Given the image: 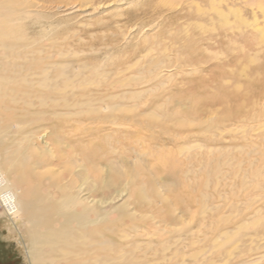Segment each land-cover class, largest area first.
I'll use <instances>...</instances> for the list:
<instances>
[{"label": "rangeland", "instance_id": "obj_1", "mask_svg": "<svg viewBox=\"0 0 264 264\" xmlns=\"http://www.w3.org/2000/svg\"><path fill=\"white\" fill-rule=\"evenodd\" d=\"M2 45L10 48L0 49V76L16 78L17 83L0 81V85L3 91L11 89L17 94H0V135L10 129V143L26 147L35 166L32 184L42 195L51 192L57 198L61 193L50 186L48 178L43 176L42 181L41 174L61 179L68 190L74 182L79 185L86 179L91 180L89 189H98L105 180L118 179L117 171L108 166L113 162L121 165L120 160L126 159L131 168L126 165L124 169L140 175L128 198L123 195L126 206L96 223L101 233L93 235L96 241L111 242L110 250L100 247L101 264H248L252 260L264 264V225L250 223L248 231L239 230L245 237L239 245L226 248L215 243L226 231H237L240 223L264 216V212L254 213L260 208L264 211V190L243 187L246 171L249 180L264 184L256 179L259 169L264 174V127L260 125V116L264 119V0H0ZM6 56L10 64L5 63ZM160 62L172 65L166 77L156 69ZM55 64L71 65L69 75L83 66L98 68L99 74L110 73L101 88L75 90L77 98L70 90L48 92L72 103L83 102L82 95L89 93L100 100L156 90L137 102L138 110L131 112L128 108L134 102L125 101L124 112L113 116L83 113V107L59 108L51 102L44 108L37 100L43 90L23 85L20 78L42 80V69ZM140 71L144 81L122 86L121 82ZM97 72L91 69L85 75L96 79ZM58 74L55 70L49 77L56 79ZM158 104L163 108L156 113L164 117L159 122L137 117L154 111ZM57 112L65 114L54 116ZM44 113L49 115L44 118ZM180 118L181 125L178 121L173 125ZM44 132L56 149L54 159L45 154L39 138ZM197 143L202 147L181 152ZM218 169L222 171L220 184L210 178L216 177ZM77 172L78 179L71 180ZM152 176L158 183L150 181ZM165 178L177 181L175 186L160 188ZM208 179L211 185L206 188ZM145 182V192L155 198L153 202L140 191ZM95 191L92 195L99 198L100 192ZM155 191H165L171 208L161 204ZM109 193L112 191H104V195ZM204 195L210 196V206L218 208L206 217L202 215ZM114 203L123 204L120 198ZM175 206L180 209L176 214L188 207L183 220L172 217ZM223 217H228L225 224L220 223ZM11 223L8 216L0 215L2 258L13 264H30L27 238L19 234L22 225ZM179 236L183 241L176 245ZM253 242L262 248L237 251V246L248 250Z\"/></svg>", "mask_w": 264, "mask_h": 264}, {"label": "bare ground", "instance_id": "obj_2", "mask_svg": "<svg viewBox=\"0 0 264 264\" xmlns=\"http://www.w3.org/2000/svg\"><path fill=\"white\" fill-rule=\"evenodd\" d=\"M122 4H123V1L119 2V6H121ZM143 39L147 44L149 43L150 39L148 40V36H146V34L143 36ZM1 48H4L5 50H9L10 47L8 48L7 46L5 47V45H2L0 46V49ZM6 58L7 60L5 61V63L10 64L8 61L9 58L7 56ZM170 66H172L170 63L166 64L165 62H160V64L156 66V69L157 70L160 69V72H161L160 75L166 77L164 74L167 70L171 68ZM70 69H72L71 65H65V64L64 65L55 64L52 66L50 65L49 67L46 66L45 68L42 69V74H43L42 80L37 81L36 79L33 78L32 80H36V81H29V78L32 76L29 77V76H23V75L20 78V80L23 82L22 83L23 85H25L24 83H26L30 86L31 89H35L38 87L43 90L42 94L37 95L38 96L37 100L40 102V106L44 108L50 107L51 104L54 105L55 107L59 105V108L62 107V108H67V109L83 107L85 109L83 110V113H88V114L90 113L98 114L99 113L100 114V112H106V113L112 114V116L115 113L124 112L125 105L123 104V102L125 101L134 102V105L128 108L130 109L131 112L134 110H138L137 102L142 100L143 96L146 93L150 91L154 92L156 90V89H150V90H145V91L132 92L130 93L131 99L126 96L127 94H129L126 92H125L126 94L124 93L123 95H112V96H108L100 100L95 99L97 97H94V95H92L93 93H89V94L82 95L81 98H83L84 101L81 103L80 102L72 103L67 98L60 97L61 99L60 98L57 99V98H53L52 96H49L48 92L56 94L59 92L65 93L66 91L70 90L73 93L72 96L77 98L79 95L77 97L75 96L74 94L75 90L77 89L78 91L85 90L88 87L101 88L102 83L105 82L109 78V75H110L109 72L99 74L97 72L98 68H91L89 66H83L78 69L73 68L74 71L75 72L77 71L78 73L74 72L75 73L74 75H69L68 72ZM91 69L96 70V72L98 73L96 79H88L89 76L85 75V72ZM55 70L59 71V74L56 79H51L49 77L50 73ZM4 73L6 74L8 72H4ZM139 73L140 74H138L137 76L131 77L129 81L127 80L128 82L127 81L126 83H124V81L121 82L122 86H125L127 83L131 81L132 82L144 81L145 77H143L142 72L140 71ZM148 73L152 74L153 71H149ZM81 77H83L82 81L80 80ZM16 80H17L16 78L14 80L11 76H8V75L0 76V81L5 82L7 84H11V83L14 84L15 82L17 83ZM5 89H8V88H5ZM2 92L4 96H7V94H12V95L17 94L11 89L3 91L2 86L0 85V94H2ZM108 100L112 101L113 103L107 104L106 102ZM162 108H163L162 105L158 104L157 106H155L154 111L139 114L137 115V117L139 118L146 117L148 119L150 118L154 121L159 122L164 117L157 114L156 110H162ZM63 114L65 113L57 112V113H54V116L58 117ZM68 114H71V112H69ZM48 115H49L48 113H44L42 116L45 118V116H48ZM246 119H249V118H244L242 120H246ZM176 121H178V123L181 125L182 118L173 120L172 122L173 125ZM260 122H261L260 123L261 127H264V119H262L261 116H260ZM171 124L170 126L172 127ZM170 126L169 125L167 126V131H169L168 127ZM41 128H43L46 131V129H48V126L47 128H45L44 126ZM44 133L45 134H41L39 138H41V140L43 141V145H44L43 148L45 149V154L48 155L49 158L54 159L57 155L56 149L54 148V146H52L54 144L48 141L47 139L48 134L46 132ZM11 134L12 133L10 132V129L6 130L5 128L3 133L0 135V208H2L3 210L0 213V215L8 216V218L12 220V223L15 226L17 225L18 221L20 222V225H22L23 230L22 231L19 230L20 232L19 234H21L22 237L27 238L28 242L25 248L28 253L30 264H101V260L99 258V251H101L100 247H102L103 248L102 250H105V251L110 250L111 242H109L108 240L103 241V242L96 241V238L94 236L101 234L99 225H97L96 223H98L101 219H103L104 218L103 216L108 215L110 212H115L118 208H120V206L121 207L126 206L125 197L128 198L129 189L135 186L136 177L140 175H138V173L128 172L127 170L124 169V166L126 165L128 166V168H131L130 167L131 165L129 166V163L127 164L126 159L120 160L121 165L118 164L117 162H113L111 166H108V168L112 167V169H115V171H117L118 179L114 181L109 180V179L105 181L103 180L104 181L103 187L98 188V189L96 188V186H94L95 188L92 187L91 189H89L88 188L90 186L89 182H91V180L86 179L83 182H81L79 185H77L74 181H70V183L74 182V184H73V187H71V189L68 190V187H66L67 183L64 184L61 179L51 178V176L47 177L46 175L41 174L40 176L42 177L40 178L41 180L44 177L48 178V180H50L51 182L50 186L53 189H56L59 193H61L60 196L57 198H54L51 192L48 195H42L40 193L42 190L41 191L38 190L36 185L32 184L31 178L33 176H31V174L34 173L32 169L33 165H31L32 159L26 153L27 150L24 149L26 147L23 148L21 144L19 143L17 144L16 142L10 143L11 142L10 139L12 136ZM20 142L22 143V141ZM202 145L203 144L201 143L200 144L197 143V144H194V146L192 145L191 147L188 146V147L182 148L181 152L183 153V152H189L191 150L193 151L197 147L198 148L202 147ZM13 146L14 148H12ZM34 147H37V146H34ZM232 162L233 161H231V163ZM224 165L226 164L224 163ZM51 166L52 165H50L49 167ZM143 166L145 168L148 167V165H146L145 163L143 164ZM240 167H241V164L238 165V168ZM238 168H235V169H238ZM188 172L190 171H187L186 176L189 175ZM246 172L244 173V182H243L244 190L250 187V188H253L254 190L263 191L264 184L259 180H257V182H252L251 181L252 179L251 180L248 179L249 176L248 174H246ZM78 173L79 172L72 175L71 180H73L74 177L78 179L77 178V176L79 175ZM149 174L151 175L152 173H149ZM221 174H222V171L218 169L216 171V177L211 176L210 178L218 181V184H220ZM33 175H36V174H33ZM256 176H257L256 179L259 178V179L264 180L263 169H259ZM172 179L173 178H171V180L170 178L163 179L161 182L162 185L160 188H164V190H168V188L174 187L175 182L177 181L172 180ZM153 180L154 182H157V180H155L154 177L153 179H150V181H153ZM145 184L146 182L143 183V187L140 190L143 192V196H144L143 198L150 202H153L155 198L147 195V193L145 192V188H144ZM204 184L206 188L209 187L211 185V180L210 179L205 180ZM24 185H26L28 188L24 189L23 188ZM39 185H40V182H39ZM94 189H96L95 191L96 194L100 192L99 198H96L95 195H92V192L94 191ZM105 190L109 192L112 191V193L104 195ZM74 191H77V194H75ZM85 191H88L89 194L84 195L83 193ZM155 192L157 193L156 196L161 199L160 200L161 202H163L161 204H168L169 205V206L167 205L168 207L172 205V203L170 204L171 200L166 198L165 191H162V192L155 191ZM124 194H125V197L123 196ZM209 197H210L209 195H204V198L202 200L203 201L202 215L204 217H206V214L208 212H213V213L218 212V208L212 207L208 203V200H210ZM118 198L122 200L123 204L118 205L114 203L115 200ZM256 199H258V197ZM109 206H111L112 209L108 210ZM187 208L188 207H186L185 210H181L179 213L176 214V211L180 209L176 208L175 206V209L173 208L175 213L173 214L174 216L172 217H174V219H177V220L178 219L183 220L185 218L184 214L188 213L189 211ZM234 208H237V205H234ZM263 212L264 211L260 208L254 213L259 216ZM249 217H251V215ZM55 222H59L60 226L59 227L56 226L54 224ZM227 222H228V217H223L220 220V223H223V224ZM250 223H252V225H254L255 227H257V225L259 226L264 225V216L253 222L244 221L243 223H240L237 226V231H233V234H231L232 232L230 231L229 232L226 231L225 233L221 234V236L216 239L215 243L219 242V244H217L218 247L225 246L226 248L227 246L234 245L236 243H238L239 245L240 244L239 242L241 241L243 237L239 234V232L246 230ZM90 225L92 226V229H90ZM246 231H248V229ZM179 237L175 241L177 242L175 243L176 245H178L180 241L181 242L183 241V239ZM252 244H253L252 245L253 248L249 247L248 250L246 248L243 250L242 247L237 246V251L238 252H244V251L253 252L254 248L256 250L262 248L261 245L258 246L254 242ZM171 246L172 245H169V247H166V250L169 249ZM201 254L202 252L200 251V255ZM192 258H194V260L197 261L198 257L193 255ZM257 262L259 261L252 260L248 264H257ZM108 263L109 262L105 261L102 264H108ZM181 264H186V263L184 261Z\"/></svg>", "mask_w": 264, "mask_h": 264}, {"label": "flooded vegetation", "instance_id": "obj_3", "mask_svg": "<svg viewBox=\"0 0 264 264\" xmlns=\"http://www.w3.org/2000/svg\"><path fill=\"white\" fill-rule=\"evenodd\" d=\"M2 256H4V254L2 255V253L0 252V264H13L12 262L5 261Z\"/></svg>", "mask_w": 264, "mask_h": 264}]
</instances>
